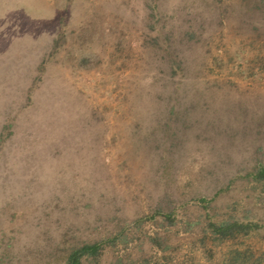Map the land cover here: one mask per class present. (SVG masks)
<instances>
[{"label": "rangeland", "instance_id": "rangeland-1", "mask_svg": "<svg viewBox=\"0 0 264 264\" xmlns=\"http://www.w3.org/2000/svg\"><path fill=\"white\" fill-rule=\"evenodd\" d=\"M264 264V0H0V264Z\"/></svg>", "mask_w": 264, "mask_h": 264}, {"label": "trees", "instance_id": "trees-1", "mask_svg": "<svg viewBox=\"0 0 264 264\" xmlns=\"http://www.w3.org/2000/svg\"><path fill=\"white\" fill-rule=\"evenodd\" d=\"M99 246L95 243L84 244L78 248H75L67 257L65 264H81V260L84 256L99 254Z\"/></svg>", "mask_w": 264, "mask_h": 264}]
</instances>
